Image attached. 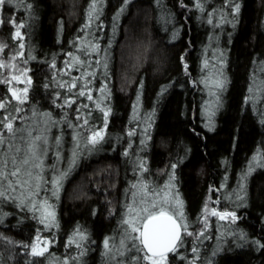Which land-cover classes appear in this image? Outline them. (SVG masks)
<instances>
[{
	"label": "trees",
	"instance_id": "16d2710c",
	"mask_svg": "<svg viewBox=\"0 0 264 264\" xmlns=\"http://www.w3.org/2000/svg\"><path fill=\"white\" fill-rule=\"evenodd\" d=\"M92 2L27 0L29 11L21 0L3 10L0 43L7 47L0 60L7 65L15 57L13 74L24 70L31 79L19 105L22 119L14 124L24 130L18 137L28 131L35 135L37 117L45 116L68 143L75 137L87 140L104 124L96 104L110 112L103 140L92 155L79 157L60 196L52 200L57 220L50 253L31 256L22 247L43 234L41 204L34 208L26 198L17 206L11 195L0 200L1 264H60L64 258L73 264L76 252L65 244L79 235L77 229L86 234L79 264H118L104 255V240L123 237L132 194L137 202L141 197L139 182L163 189L173 164L175 179L165 199L178 197L179 223L205 234L198 240L183 236L179 253L188 259L171 253L168 264H188L193 246L199 249L195 264H264V247L254 243H264V119L249 91L254 83L264 88V0H199L203 11L197 0H96L95 10ZM233 3L240 6L238 14L231 12ZM8 19L25 24L22 40L13 39ZM210 41L225 55L224 87L207 122L202 55ZM129 44L139 45L138 59L125 55ZM92 45L99 47L93 51ZM8 75L7 67L0 69V80ZM105 83V93L97 91ZM9 87L0 83V97L10 95ZM82 89L85 96L78 95ZM17 141L23 148L24 141ZM55 156L47 157L49 168ZM141 161L147 171L138 168ZM39 172L48 177L37 190L41 201L52 189L51 171ZM213 210L234 212L236 220H221L211 215Z\"/></svg>",
	"mask_w": 264,
	"mask_h": 264
},
{
	"label": "snow or ice",
	"instance_id": "6c2138e0",
	"mask_svg": "<svg viewBox=\"0 0 264 264\" xmlns=\"http://www.w3.org/2000/svg\"><path fill=\"white\" fill-rule=\"evenodd\" d=\"M21 0H0V25H2L5 20L3 17V10L7 6H12L13 8L20 3ZM96 0L92 2V9L96 8ZM24 7L30 11L31 5L24 0ZM196 7L203 11V6L197 0ZM240 11V6L238 3H233L231 12L232 14H238ZM93 18L92 13H90L89 19ZM212 23L211 19L208 21ZM9 23L13 27V39L22 40L23 35L21 29L25 27L23 22H16L14 19H8ZM87 27V25H86ZM7 47L6 44L0 43V53L4 51ZM22 49L24 47L23 43L19 44ZM93 51L98 49V45L91 46ZM129 51L125 53L131 59H138L139 53L137 49L139 45H128ZM90 54V53H89ZM22 55V53H21ZM69 56L72 54L69 53ZM15 57L9 58L7 65L4 61L0 60V69H5L7 67L9 75L5 77L4 80H0V83L12 84L13 81L19 82V77L13 74L12 60ZM78 59V58H77ZM80 63H88L87 61H80ZM99 60L96 64H100ZM53 68L56 67L55 63L51 65ZM104 69H107V60L103 64ZM187 65H185V70ZM24 70H21L20 75H23ZM28 84H31V79L27 80ZM75 86V83L72 84ZM106 83L102 85L97 91L105 93ZM222 87V84L218 85ZM47 87V85H46ZM84 88H87V83L84 84ZM253 89L250 88L249 91ZM92 89H88L87 99L92 100L91 95ZM21 94H17V90L13 87L8 88V93L10 95L6 97H0V200H7L10 198V194L15 193L18 189L22 190V186L30 187V190L34 191L39 187L36 182L41 178V173L37 171L42 167V157L46 152L45 145L47 144L46 137H41L40 135H33L31 131H28L27 137L19 136L18 133L24 131L21 128H14V124L17 120L22 119L19 113L22 109L19 105H22L27 97L28 87L20 90ZM85 91L82 89L79 91V96H85ZM15 101V104H13ZM11 106V107H10ZM84 107H87L85 105ZM96 107L100 109L103 113L104 124L99 130L93 131L91 135L87 138V143L95 147L97 143L103 140V131L107 127V117L109 115L110 109L101 108L100 104L97 103ZM77 119H80L78 116ZM88 123L87 119L82 120V124L86 125ZM211 130V129H210ZM132 135V133H129ZM17 139L24 141L23 148L19 146L16 141ZM128 153L125 152L124 155ZM255 161L256 158L254 157ZM176 165H172V173L169 176L168 183L163 189L157 190L154 188H149L148 184L145 182H139V191L141 192L140 200L136 201V193L132 194L133 203L127 208L126 218L122 221L125 225L124 235L119 240L118 247H115V251L120 255L124 256L125 250H135L137 253L128 258V264L132 262H144L147 261L148 264H168V254L172 253L174 256L180 255L179 249L184 247V242L182 236H192L194 240H198L200 237L204 236V230L200 231H188L187 223H178L176 219V213H170L169 209L164 206L166 203L165 197L168 195L169 190L173 187L172 181L175 179L174 170ZM138 168L143 172L147 171L145 162L141 161L138 164ZM252 170V166L249 167V171ZM67 173H58L56 176L52 177V192L54 196L58 195L59 188L62 186V181L66 177ZM133 188H137V184L132 185ZM156 197H161L160 206H157ZM177 205L182 208V202L178 200V197H174ZM31 203V201H30ZM47 204V202H44ZM34 208L37 206L32 205ZM51 207V205H48ZM207 207H205V213H207ZM179 216L183 218L182 210L179 211ZM54 218V212L48 213ZM211 215L219 217L223 220L231 217L233 222L236 220V215L234 212H217L213 210ZM43 223V220H41ZM207 227V216H204L202 221ZM77 234L80 235V239H86V234L80 233L77 229ZM0 239H3L0 237ZM40 236L35 237V241L22 245V247L29 249V255L31 256H43L47 251L46 245L51 243L50 241H43V245L40 244ZM11 243V241H9ZM69 243H74L70 240ZM258 247H264V243L259 241L254 242ZM104 248L107 251H112L110 248V243L108 239H105ZM76 247H81L80 243H76ZM199 249L196 246L191 248L192 258L188 261V264H195V261L199 259L198 255ZM83 254V253H81ZM215 255V252L213 253ZM181 259L187 260L188 258L180 255ZM62 264H67V260L63 261ZM119 264H124L120 261Z\"/></svg>",
	"mask_w": 264,
	"mask_h": 264
},
{
	"label": "rangeland",
	"instance_id": "374dc122",
	"mask_svg": "<svg viewBox=\"0 0 264 264\" xmlns=\"http://www.w3.org/2000/svg\"><path fill=\"white\" fill-rule=\"evenodd\" d=\"M208 23V21H207ZM213 27V25H212ZM224 35V33H221V36ZM210 43H213L211 47L207 49L205 53H203V82L205 83L206 87H208V98H209V110L207 109L205 118L207 122L211 119L214 118L215 115V108L219 104L220 97H221V92L223 91L224 87V58L225 55L221 51H217L214 49V41H210ZM208 50L210 52L208 53ZM208 53V54H207ZM19 77V82L13 81L12 87L17 90V94L20 95L21 92L20 90L28 87L27 83V76L25 73L23 75H20V73L15 74ZM222 84L221 86H218ZM252 102L258 106L259 112L262 114V117L264 119V88L262 87V84H257L254 83L253 90H252ZM15 104V101H13ZM35 122V128H36V134L35 135H40L41 137H46L47 139V144L45 145L46 152L42 157V167L41 169H50V177H49V182L52 187L51 179L52 177L56 176L58 173H68L74 169L76 162H78L80 156H86V155H92L94 147L92 145L87 143V140H82L79 137L72 138L70 141L71 143H68L69 140L67 139L66 136H62L58 131L56 130V127L50 126L49 120L47 117L42 116V117H37ZM34 135V136H35ZM91 134L87 135V138ZM100 142V141H99ZM98 142V143H99ZM16 143L20 146V141H16ZM97 143V144H98ZM55 153V162L54 166L49 168V165H47L46 160L49 154H51V157H53V154ZM257 161V160H255ZM256 164V163H255ZM257 166V165H256ZM253 168V166H252ZM40 169H37L39 171ZM252 171V170H251ZM250 171V172H251ZM48 177L45 174L41 173V178L36 181L39 184V187L36 188L34 191L30 190L31 186L24 187L22 186V190L18 189L15 193L10 194L11 198L13 199V202L15 201L16 205L19 206L21 204V199H29L31 201V205L36 203H40V212H41V220H43V234L40 235V244L43 245V241L47 240L50 241L47 247V251L44 253H50L51 249L55 246V237L53 236L55 227H56V220H57V210L56 206L54 204V199H58L60 196V193L62 191V187L59 188L58 195L54 196L52 189L48 192L47 199L45 200H39L38 197L36 196L37 190L40 189L41 187H45L46 181ZM66 177L63 179V183L65 182ZM239 191H241V182L240 185L237 186ZM53 200V201H52ZM29 201V202H30ZM47 202L45 204L44 202ZM48 205H51V207H48ZM157 206H160V203H157ZM166 208L169 209L170 213H176V219L181 221V217L179 216V211H181V206L177 205L175 202V199H166V203L164 204ZM54 212V218L51 215H48V213ZM227 220V219H226ZM4 223L0 222V227L3 226ZM50 232V234H48ZM1 237V234H0ZM110 243V248H112V251H107L105 248L104 255H108L111 258L112 262H119L123 261L124 264H128V258L136 255L135 252L132 250H125L124 256H120L116 251L115 247H118L119 241H113L110 238H107ZM1 240V239H0ZM72 240L74 243H67L65 244L66 248L67 246H70L74 249L75 253V258H73L75 261L73 264H79L77 262V258H81L84 255V248L83 246L77 248L76 243H80V245L84 242V240L80 239V235H74L72 236L69 241ZM115 246V247H113ZM83 253V254H81ZM77 255V256H76ZM67 260V264H71V261L69 259H63L59 261L60 264H62L63 261ZM169 262V261H168ZM3 263V260L0 257V264ZM132 264H141V262H132ZM142 264H148L147 261L142 262Z\"/></svg>",
	"mask_w": 264,
	"mask_h": 264
},
{
	"label": "water",
	"instance_id": "95a60500",
	"mask_svg": "<svg viewBox=\"0 0 264 264\" xmlns=\"http://www.w3.org/2000/svg\"><path fill=\"white\" fill-rule=\"evenodd\" d=\"M178 221V220H177ZM178 223H179V221H178ZM183 237V236H182ZM171 253H169L168 255H170Z\"/></svg>",
	"mask_w": 264,
	"mask_h": 264
}]
</instances>
